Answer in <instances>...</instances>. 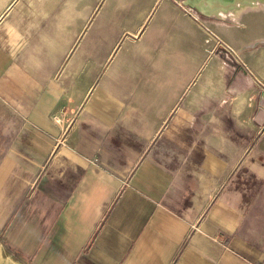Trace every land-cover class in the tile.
<instances>
[{"label":"crops","instance_id":"crops-1","mask_svg":"<svg viewBox=\"0 0 264 264\" xmlns=\"http://www.w3.org/2000/svg\"><path fill=\"white\" fill-rule=\"evenodd\" d=\"M180 1L0 0V240L23 264H264V105L208 134L185 56L244 28L239 3Z\"/></svg>","mask_w":264,"mask_h":264},{"label":"rangeland","instance_id":"rangeland-1","mask_svg":"<svg viewBox=\"0 0 264 264\" xmlns=\"http://www.w3.org/2000/svg\"><path fill=\"white\" fill-rule=\"evenodd\" d=\"M179 3L186 13H193L198 19L204 20L210 14L202 8L190 7L186 0ZM235 8L232 24L244 28H201L200 47L188 50L185 55L187 59L200 61L197 72L203 78L201 98L213 89L217 94L215 102L201 103L204 112L197 114L208 134H219L227 120H255L256 111L264 105V82L259 79L264 75V2L240 3ZM241 13L247 17L241 18ZM218 16L223 19V15ZM13 30L8 29L9 39L13 37ZM247 94H250L249 108L245 101ZM239 103L241 107L235 111ZM208 108L210 111H206ZM0 264H23L1 240Z\"/></svg>","mask_w":264,"mask_h":264},{"label":"bare ground","instance_id":"bare-ground-1","mask_svg":"<svg viewBox=\"0 0 264 264\" xmlns=\"http://www.w3.org/2000/svg\"><path fill=\"white\" fill-rule=\"evenodd\" d=\"M250 2L254 3V2H264V1H260V0H238V2L236 4H238V3L239 4L240 3H250ZM236 4L235 3L227 4V5H225V7L219 6L218 4H215V5L209 4V6H208V5L203 4L202 0H197L198 6H196V7L198 9L199 5H201L202 9H204L207 13L211 14L213 12L215 14H219L221 12H224L225 9L231 8L232 6H234Z\"/></svg>","mask_w":264,"mask_h":264},{"label":"water","instance_id":"water-1","mask_svg":"<svg viewBox=\"0 0 264 264\" xmlns=\"http://www.w3.org/2000/svg\"><path fill=\"white\" fill-rule=\"evenodd\" d=\"M260 1H264V0H260ZM202 2H203V4L208 5V6H209V4H213V5L218 4L219 6L225 7V5H227V4H233V3L236 4L238 2V0H202ZM186 4L192 8H197L196 6H198L197 0H186ZM201 5H199L198 8H202Z\"/></svg>","mask_w":264,"mask_h":264}]
</instances>
